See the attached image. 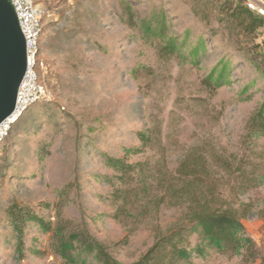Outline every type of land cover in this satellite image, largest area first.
<instances>
[{"label": "rangeland", "instance_id": "obj_1", "mask_svg": "<svg viewBox=\"0 0 264 264\" xmlns=\"http://www.w3.org/2000/svg\"><path fill=\"white\" fill-rule=\"evenodd\" d=\"M264 8V0H240ZM43 9L40 83L49 101L33 105L12 127L0 146V264H62L51 249V234L31 225L25 230L24 257L14 243L3 214L15 202L67 232L86 229L121 264L143 256L181 217V210L153 200L159 173L173 172L196 147L216 155L248 158L245 126L261 102L264 80L232 48L224 25L206 24L196 9L216 15L224 0H36ZM129 5V6H127ZM222 5V6H221ZM173 17L175 34L202 35L207 53L196 68L158 55V43L141 38L131 24L152 7ZM250 9V8H249ZM131 11V12H130ZM256 14V13H255ZM257 15V14H256ZM210 16L209 20H213ZM264 53V29L241 46ZM222 57L234 64L232 84L210 92L201 80ZM248 94L240 96L243 87ZM250 95V99L246 97ZM138 133L150 143L141 148ZM259 146H264L260 141ZM104 156L137 164L128 215H120L115 194L120 179ZM264 206V184L240 198ZM246 235L264 264V218L243 220ZM196 237L189 239L193 247ZM190 264H249L241 257L209 251Z\"/></svg>", "mask_w": 264, "mask_h": 264}, {"label": "trees", "instance_id": "obj_2", "mask_svg": "<svg viewBox=\"0 0 264 264\" xmlns=\"http://www.w3.org/2000/svg\"><path fill=\"white\" fill-rule=\"evenodd\" d=\"M222 5L226 8L216 15L212 16L213 11L206 9H196L194 15L206 24L214 21L224 25L232 48L264 80V53L256 52L258 45L250 49L241 46L243 41L251 43L257 31L264 29V18L240 0H224ZM131 14V24L141 38L158 43L161 58L178 59L196 68L201 65L207 53L202 35L192 43L191 30L173 33V17H168L161 6L152 7L142 17ZM233 70L232 61L222 57L206 71L201 80L202 87L210 92L229 87ZM247 94L248 86H245L240 96ZM246 99L249 100L250 95ZM137 136L141 148H125V157L137 155L149 145V137L142 133ZM260 141H264V94L245 126L242 145L248 158L216 155L198 146L184 155L173 172L158 174L155 182L159 194L153 199L157 207L163 204L179 209L182 215L172 227L157 235L152 247L131 264H190L194 255L204 257L209 251L241 257L249 264L260 259L242 222L254 214L264 218V206L257 209L253 202L240 201L241 197L264 184V146H259ZM104 161L106 167L119 176L120 186L124 188L114 195L121 204L119 214L128 215L132 193L142 190L131 187L138 165L127 164L124 158L108 156H104ZM1 216H4L11 239L15 241L13 252L19 260L24 257L25 230L33 225L42 234H51V249L62 264H121L84 228L78 232H67L63 226L53 228L50 222L15 202L8 204ZM192 236L196 237V242L189 247Z\"/></svg>", "mask_w": 264, "mask_h": 264}, {"label": "built area", "instance_id": "obj_3", "mask_svg": "<svg viewBox=\"0 0 264 264\" xmlns=\"http://www.w3.org/2000/svg\"><path fill=\"white\" fill-rule=\"evenodd\" d=\"M16 15L20 31L25 41L26 70L18 87L13 112L0 123V145L3 143L13 125H15L27 110L39 103L49 101V94L39 80L40 43L43 34L44 11L36 0H8ZM249 8L258 16L264 18V8Z\"/></svg>", "mask_w": 264, "mask_h": 264}, {"label": "water", "instance_id": "obj_4", "mask_svg": "<svg viewBox=\"0 0 264 264\" xmlns=\"http://www.w3.org/2000/svg\"><path fill=\"white\" fill-rule=\"evenodd\" d=\"M26 70L25 41L8 0H0V123L15 106Z\"/></svg>", "mask_w": 264, "mask_h": 264}]
</instances>
